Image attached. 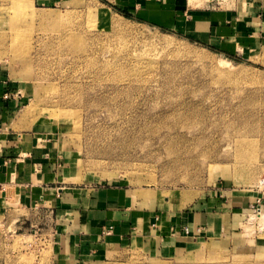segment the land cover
Returning a JSON list of instances; mask_svg holds the SVG:
<instances>
[{
	"label": "rangeland",
	"instance_id": "rangeland-1",
	"mask_svg": "<svg viewBox=\"0 0 264 264\" xmlns=\"http://www.w3.org/2000/svg\"><path fill=\"white\" fill-rule=\"evenodd\" d=\"M23 1L21 14L0 0V76L20 98L18 116L54 130L73 180L165 197L174 209L208 202L230 225L184 237L182 248L132 234L66 262L264 264V66L107 0ZM244 3L186 0L189 11ZM234 196L245 205L230 220V202L220 204ZM40 213L0 184V264H60V222Z\"/></svg>",
	"mask_w": 264,
	"mask_h": 264
},
{
	"label": "crops",
	"instance_id": "crops-1",
	"mask_svg": "<svg viewBox=\"0 0 264 264\" xmlns=\"http://www.w3.org/2000/svg\"><path fill=\"white\" fill-rule=\"evenodd\" d=\"M107 1L122 10L135 9L136 14L160 24H179L199 39L218 41L222 49L234 46L236 55L264 66V0H245L235 13L189 11L186 0ZM20 108L19 96L0 76V184L13 186L21 205L38 207L40 214L48 212L60 222L55 221L62 233L55 248L56 257L63 259L60 264H69L66 259L88 254L92 248H112L132 234L152 235L163 248L169 244L182 248L184 237H216L229 230L222 219L224 211L208 202L174 209L165 197L147 199L133 188L73 180L70 156L54 130L41 120L30 122L18 116ZM229 202L231 209L225 215L232 220L243 210L245 200L234 196L226 204H216ZM145 241L142 244L153 250L152 239Z\"/></svg>",
	"mask_w": 264,
	"mask_h": 264
},
{
	"label": "bare ground",
	"instance_id": "bare-ground-1",
	"mask_svg": "<svg viewBox=\"0 0 264 264\" xmlns=\"http://www.w3.org/2000/svg\"><path fill=\"white\" fill-rule=\"evenodd\" d=\"M27 7V3L23 0H12V2L8 6V9L12 12H21L22 14ZM25 11L27 13V9Z\"/></svg>",
	"mask_w": 264,
	"mask_h": 264
},
{
	"label": "built area",
	"instance_id": "built-area-1",
	"mask_svg": "<svg viewBox=\"0 0 264 264\" xmlns=\"http://www.w3.org/2000/svg\"><path fill=\"white\" fill-rule=\"evenodd\" d=\"M206 1H207V3H211V2H215V3H217V4L220 3V0H206Z\"/></svg>",
	"mask_w": 264,
	"mask_h": 264
},
{
	"label": "trees",
	"instance_id": "trees-1",
	"mask_svg": "<svg viewBox=\"0 0 264 264\" xmlns=\"http://www.w3.org/2000/svg\"><path fill=\"white\" fill-rule=\"evenodd\" d=\"M126 16H129V14H127V13H124ZM211 48V47H210ZM212 49V48H211Z\"/></svg>",
	"mask_w": 264,
	"mask_h": 264
}]
</instances>
